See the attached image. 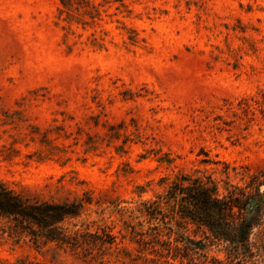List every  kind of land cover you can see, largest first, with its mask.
Wrapping results in <instances>:
<instances>
[{
    "label": "rangeland",
    "instance_id": "374dc122",
    "mask_svg": "<svg viewBox=\"0 0 264 264\" xmlns=\"http://www.w3.org/2000/svg\"><path fill=\"white\" fill-rule=\"evenodd\" d=\"M180 174L264 177V0H0V184L115 237L97 260L0 220V264L123 261Z\"/></svg>",
    "mask_w": 264,
    "mask_h": 264
},
{
    "label": "trees",
    "instance_id": "16d2710c",
    "mask_svg": "<svg viewBox=\"0 0 264 264\" xmlns=\"http://www.w3.org/2000/svg\"><path fill=\"white\" fill-rule=\"evenodd\" d=\"M263 184V175H255L244 188L228 183L221 188L211 176L180 174L165 195L157 197L169 205L172 218L166 221L159 201L143 203L149 227L134 236L135 253L123 248V261L98 264H264ZM83 211V203L76 199L43 201L0 184V220H6L14 234L29 237L36 246L51 244L88 255L96 250V259H102L115 246L113 235L61 227ZM213 246L223 248V258L212 253Z\"/></svg>",
    "mask_w": 264,
    "mask_h": 264
}]
</instances>
